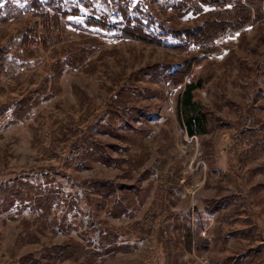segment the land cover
Segmentation results:
<instances>
[{
    "label": "rangeland",
    "instance_id": "rangeland-1",
    "mask_svg": "<svg viewBox=\"0 0 264 264\" xmlns=\"http://www.w3.org/2000/svg\"><path fill=\"white\" fill-rule=\"evenodd\" d=\"M0 264H264V2L0 0Z\"/></svg>",
    "mask_w": 264,
    "mask_h": 264
},
{
    "label": "trees",
    "instance_id": "trees-1",
    "mask_svg": "<svg viewBox=\"0 0 264 264\" xmlns=\"http://www.w3.org/2000/svg\"><path fill=\"white\" fill-rule=\"evenodd\" d=\"M260 1L264 2V0H260ZM51 10L52 9H45L42 11H35V12L40 14L38 16L42 19V21H45L44 18H47L46 20L50 22L53 21L52 18L53 16H57L61 21L62 17L66 15V13H51ZM131 29H133V27L126 26L125 33L130 36L135 35L136 33H133V30ZM142 32L141 34H143V36L147 35V33H145L144 31ZM196 88H198V85L196 84L186 85L185 90L183 91L182 96L179 99V116L181 117L182 122L185 124L187 132L189 133V135L192 136L205 133L207 131V122H208L207 117L203 112V110L201 109L199 103H197L194 100L193 92Z\"/></svg>",
    "mask_w": 264,
    "mask_h": 264
}]
</instances>
